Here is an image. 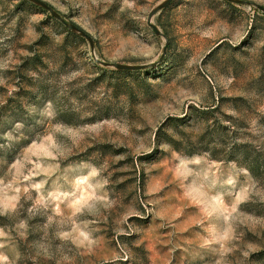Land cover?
I'll return each mask as SVG.
<instances>
[{"label":"rangeland","instance_id":"obj_1","mask_svg":"<svg viewBox=\"0 0 264 264\" xmlns=\"http://www.w3.org/2000/svg\"><path fill=\"white\" fill-rule=\"evenodd\" d=\"M39 1L94 53L0 0V264H264V0H174L160 35L165 0ZM212 106L209 152L156 139Z\"/></svg>","mask_w":264,"mask_h":264},{"label":"trees","instance_id":"obj_2","mask_svg":"<svg viewBox=\"0 0 264 264\" xmlns=\"http://www.w3.org/2000/svg\"><path fill=\"white\" fill-rule=\"evenodd\" d=\"M75 37L83 41L81 37L77 35H75ZM115 74L125 75L128 73L124 71H116ZM217 109H218L217 106L216 107L212 106L208 109H202V110L195 109L192 111L191 115L188 118H186L187 120H184L185 117L169 118L159 129L158 134H156V139L163 142V136H164L165 144H167L170 148H172V150L181 154H188V155L193 154L191 152L185 151V149H187L185 147L190 146V148H194L198 144L199 145L202 144L201 146H204L203 150H205V152H209V150H211L209 146H217L216 143H214L213 141L214 136H219V134L220 136H224L225 132L228 133L230 131L229 128L220 126V124L216 120L212 119L211 116L215 113V110ZM201 126L204 127V129L200 130V132L202 133L201 142L194 143L192 134L191 135L184 134V131L187 129L194 130L195 128H199ZM165 127L171 128L172 130L179 133V135H176L175 137L176 139H174V137H167L164 134L160 138V134L163 131V129H165ZM179 146L182 147L180 148ZM219 146L222 145L220 144ZM232 151L238 152V155L234 156V153L230 152L223 159L224 161L235 162L238 165L244 167L248 172L252 174H254L255 171H257L255 159L252 156V151L249 146L241 145L240 147L238 146ZM212 158L214 160H218L215 157Z\"/></svg>","mask_w":264,"mask_h":264},{"label":"water","instance_id":"obj_3","mask_svg":"<svg viewBox=\"0 0 264 264\" xmlns=\"http://www.w3.org/2000/svg\"><path fill=\"white\" fill-rule=\"evenodd\" d=\"M40 8H42L43 10H45L46 12H48L50 14L51 17H53L54 19H56L57 21H59L60 23H62L65 27H67L70 31L77 33L79 36H81L82 38H84L88 43H89V48H90V52L94 53V43L93 40L86 35L84 32H82L81 30H79L76 27L73 26H69L66 25L64 20L57 14L55 13L49 6H47L46 4L42 3L39 0H26ZM174 0H165L164 2H162L150 15H149V26L151 27V29L154 31V33L156 35H160V33L156 30V28L150 23V20L154 17L155 14H157L158 12H161L162 10L166 9ZM240 3V2H238ZM257 8L262 11L264 13V9L262 7L257 6ZM102 66L104 67H110L113 68L114 70L117 71H125V72H136V71H141L144 69H147L148 66H123V65H110L107 63H101Z\"/></svg>","mask_w":264,"mask_h":264}]
</instances>
